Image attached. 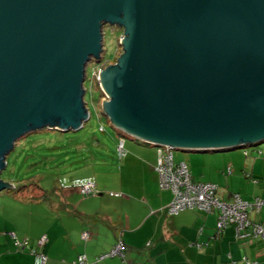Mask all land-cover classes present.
Wrapping results in <instances>:
<instances>
[{
	"label": "water",
	"instance_id": "95a60500",
	"mask_svg": "<svg viewBox=\"0 0 264 264\" xmlns=\"http://www.w3.org/2000/svg\"><path fill=\"white\" fill-rule=\"evenodd\" d=\"M107 24L124 30L98 79L117 131L181 151L264 143V0H0V192L19 139L89 120Z\"/></svg>",
	"mask_w": 264,
	"mask_h": 264
},
{
	"label": "crops",
	"instance_id": "0c3cea01",
	"mask_svg": "<svg viewBox=\"0 0 264 264\" xmlns=\"http://www.w3.org/2000/svg\"><path fill=\"white\" fill-rule=\"evenodd\" d=\"M124 150L122 157L118 154V168L53 182L44 200L0 192V264H36L28 249L16 248L11 233L44 251L46 264H74L80 254H86L91 264H264V239H240L234 224L218 236L217 212L168 211L173 193L160 186L157 147L131 138ZM229 151H184L188 156L175 160L189 165L195 182L217 184L222 200L231 201L234 194L249 201L264 198V148L242 155H251L252 163L241 155H215ZM202 163L205 168L200 171ZM88 178L96 184L95 195L85 196L74 186L75 180ZM4 200L12 202L7 206L1 203ZM15 203L26 211L17 210ZM252 214V221L264 225V209ZM85 231L90 233L88 240L82 238ZM44 235L47 241L39 246ZM120 239L124 256L99 260Z\"/></svg>",
	"mask_w": 264,
	"mask_h": 264
},
{
	"label": "rangeland",
	"instance_id": "374dc122",
	"mask_svg": "<svg viewBox=\"0 0 264 264\" xmlns=\"http://www.w3.org/2000/svg\"><path fill=\"white\" fill-rule=\"evenodd\" d=\"M102 33L104 50L101 53V58L99 60L92 58L86 67L84 101L90 114L89 120L78 131L62 132L43 129L19 139L13 150L7 155L6 168L1 174V179L12 183L14 188L27 184H37L42 189L47 190L49 184L53 186V182L57 183L60 179L69 178L70 175L76 177L93 176L104 169L119 167V134L111 125L109 118L102 112V102L106 96L103 95L102 97L101 89H99L98 74L107 65L114 64L123 53L120 43L124 30L118 26L107 24L104 25ZM114 58L116 59L113 60ZM101 127L104 128V131L100 130ZM125 138L127 141L132 137L126 136ZM258 148H264V143L257 147L248 146L215 155L225 157L241 155L243 160L252 163L251 155L249 157L242 155L244 153L246 155V151L248 155L249 153L253 154L254 150H258ZM174 154L177 158L188 156L181 150H175ZM192 155L206 156L208 154ZM204 168V163L198 166L200 171ZM32 191L34 194H39L36 188ZM2 193L8 195L7 190L2 191ZM10 202L12 201L4 200L1 203L9 206ZM15 204L17 210H20L21 207L26 211V208L20 204ZM250 217H253L252 213Z\"/></svg>",
	"mask_w": 264,
	"mask_h": 264
},
{
	"label": "built area",
	"instance_id": "2783aa9c",
	"mask_svg": "<svg viewBox=\"0 0 264 264\" xmlns=\"http://www.w3.org/2000/svg\"><path fill=\"white\" fill-rule=\"evenodd\" d=\"M100 73V72H99ZM99 79V74H98ZM104 131V128H100ZM125 137L119 139V156L124 155ZM175 149L165 146L157 147L158 160L156 171L159 175L162 189L171 190L173 199L168 207L171 214H179L184 210H200L206 214L217 212V235L230 225H236L237 236L240 239H264V225L254 222L250 218L251 213H260L264 209V198L255 197L252 201L244 199L239 194H234L231 201L222 200L218 196V185L211 182H195L192 179L190 169L186 162L175 160ZM247 155V152H246ZM74 186L79 188L85 196L96 194V184L92 179H78ZM16 246L25 249L30 245L28 239H20L15 233H11ZM84 240L90 238L89 231L82 234ZM47 237L44 235L38 240L39 246H44ZM125 244L120 239L114 248L100 259L114 256H124ZM30 252L36 258L37 264H46L47 255L44 251L31 248ZM74 264H91L86 254H80ZM124 264H140L136 261H124Z\"/></svg>",
	"mask_w": 264,
	"mask_h": 264
},
{
	"label": "trees",
	"instance_id": "16d2710c",
	"mask_svg": "<svg viewBox=\"0 0 264 264\" xmlns=\"http://www.w3.org/2000/svg\"><path fill=\"white\" fill-rule=\"evenodd\" d=\"M116 58H114L113 60H115ZM116 61H117V59H116ZM116 61H115V63H116ZM109 65H111V64H109ZM108 66V65H107ZM98 85V84H97ZM99 87V86H98ZM99 89H100V87H99ZM101 94H102V97H103V92L101 91ZM118 134L120 135V137H122V136H126L125 134H123L122 132H119L118 131ZM149 144V143H148ZM247 152V151H246ZM248 155V154H247ZM34 187V188H36L37 190H38V193L39 194H34L33 193V189L34 188H31V187ZM9 193H11V194H13V195H21V193H23L24 194V196L26 197V198H29V200H34V199H42V200H44L45 198H46V190H44V189H42L39 185H37V184H27V185H24V186H21V187H15V188H13V189H11V190H7ZM15 246H16V244H15ZM16 248L18 249V250H26V249H28L29 251H30V249L32 248L31 247V245H29L28 247H26L25 249H19L17 246H16ZM34 249V248H33ZM31 253V252H30ZM79 256V255H78ZM35 262H36V258H35ZM37 264V263H36Z\"/></svg>",
	"mask_w": 264,
	"mask_h": 264
}]
</instances>
